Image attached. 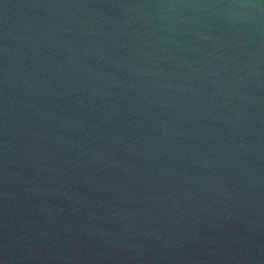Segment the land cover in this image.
Masks as SVG:
<instances>
[{"label":"water","instance_id":"1","mask_svg":"<svg viewBox=\"0 0 264 264\" xmlns=\"http://www.w3.org/2000/svg\"><path fill=\"white\" fill-rule=\"evenodd\" d=\"M0 264H264V0H0Z\"/></svg>","mask_w":264,"mask_h":264}]
</instances>
